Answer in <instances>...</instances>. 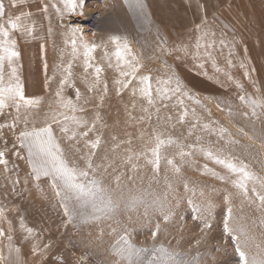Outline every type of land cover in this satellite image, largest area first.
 Returning a JSON list of instances; mask_svg holds the SVG:
<instances>
[{
  "label": "rangeland",
  "instance_id": "1",
  "mask_svg": "<svg viewBox=\"0 0 264 264\" xmlns=\"http://www.w3.org/2000/svg\"><path fill=\"white\" fill-rule=\"evenodd\" d=\"M2 2L4 20L31 13L22 23L35 29L31 36L11 32L19 56L5 61L4 84L14 81L15 67L25 97L39 104L21 105L18 113L9 102L0 113V151L8 161L0 164V264H127L113 251L124 236L150 250L139 260L133 257L134 264H147L160 246L192 264L197 256L199 264H264V204L256 194H264V0H143V11L125 0H77L75 12L64 0ZM94 12L103 17L90 31L87 20ZM203 32L215 34L211 58L203 49L197 55ZM112 37L128 44V59L135 57L140 66L127 88L116 83L131 78L120 76L129 69L122 61L118 67ZM84 44L97 45L92 63L102 68L99 81L94 68L85 71ZM69 65L70 84L61 89L62 68ZM143 75L152 78V104L139 93ZM170 78L179 79L181 93L162 99L156 81ZM58 91L87 121L75 137L51 120L55 114L62 121L60 113L66 112ZM242 95L258 101L255 116ZM46 122L69 167L88 172L80 182H98L102 211L89 200L77 204L82 215L69 222L52 178L36 179L18 137ZM97 138L100 144L92 149ZM159 138L175 143L161 146ZM216 156L246 165L257 178L249 181L247 196L236 184L239 176L216 163ZM226 223L244 229L239 247L238 233L226 231Z\"/></svg>",
  "mask_w": 264,
  "mask_h": 264
},
{
  "label": "snow or ice",
  "instance_id": "2",
  "mask_svg": "<svg viewBox=\"0 0 264 264\" xmlns=\"http://www.w3.org/2000/svg\"><path fill=\"white\" fill-rule=\"evenodd\" d=\"M17 2H24V0H13V5ZM125 3L129 5L131 8H135L139 11H143L145 5L143 0H125ZM65 7L70 12H75L78 7L77 0H64ZM44 11H47L45 7ZM59 11V10H58ZM31 13H22L21 15H17L15 18H9L4 20L5 17V6L2 0H0V113H2L7 107H9V102L12 106H15L17 112L19 113L21 105L25 106H34L39 104V100L35 98H26L24 94L23 85L19 81V77L16 75L17 69L15 67L12 68V76L15 77L14 81H10L7 85L4 84L3 70L5 61L11 64L14 60H16L19 56V52L16 50V41L11 38V32L16 30H23L28 35H32L34 32V26L28 27L27 25L22 23V20L25 17H30ZM76 30H73V34H75ZM159 34V33H158ZM214 33L209 34L207 32H203L200 39L196 42L197 55L199 56L200 50L203 49V54L206 57L211 58L212 52L210 49L215 48L216 40L214 38ZM113 42L117 44V50L115 52L116 59L119 62H123V65L129 69L128 71H120V76L123 78L130 77L131 79H120L117 80L116 83L121 86V88H127L132 80H135L136 73L139 69V65L137 63H133L135 57L132 60L128 59V53H130V48L127 43L123 45L120 44L119 37H112ZM201 40L205 41V43L201 44ZM221 47H225L226 43L223 39L219 41ZM71 45L73 48V52L75 54L77 50V42L73 38L71 39ZM97 45L92 44L89 46L88 44H84V63H85V71L88 69L94 68V76L95 80L99 81L100 74L102 72V68L99 66H94L92 63L93 56L92 53L95 51ZM231 64V60L228 61ZM46 67V65H45ZM201 68L204 67L203 64L200 65ZM220 71L219 68L216 69ZM62 71L66 73L64 78L61 80V89L65 85L70 84V77L72 75L71 65L68 66L67 69H63ZM175 83V87H171V85ZM139 93L141 96L147 98L149 104H152L153 98V84L152 78L147 75L140 76L139 78ZM95 84L92 85L94 87ZM242 89V85H238ZM155 91L160 95L162 99L169 98L170 94L174 95L177 93H181V84L179 79H175L173 81L172 78L168 80H157ZM57 97L60 98L61 107L66 110V112L60 113L63 117L62 121L57 120L56 115L54 114L51 117L53 122L61 123V131L64 133H72V137H75L76 129L79 127H87V121L81 119L75 113L78 111L76 103H74L71 99H65L61 92L56 93ZM80 91L76 90V98L77 101L80 99ZM241 101H246V103L253 109L252 115H256V108L259 107V103L257 100L248 98L246 100L245 96H240ZM182 102V101H181ZM199 103V101H197ZM68 112L72 113L71 115ZM187 115V112H185ZM183 119V117H181ZM9 127H15V123L9 125ZM95 128V125L92 126ZM205 128L208 125H204ZM91 130V129H90ZM221 135H223L224 130H220ZM83 135L87 136V132L83 133ZM18 142L22 148L27 149L29 162L32 165V171L35 174L36 179H40L41 175L50 176L52 178V184L57 189V195L61 198V203L63 204V211L65 215H67L69 222H72L74 219L78 218L79 215H82L77 210V204L81 207L84 206L89 200L92 201V208L95 211H102L100 207H98V182L95 179L90 180L88 183L80 182L81 178H87L88 172L80 170L76 167H69L67 161L64 159L62 150L60 145L57 143L56 138L53 134V129L50 123L46 122V126L40 128H25V130L20 132L18 137ZM159 143L161 146L164 144L175 143V141L169 139L167 141L159 138ZM100 139L97 138L95 142L91 144V148L95 149L99 146ZM200 151L205 153L210 159L214 158L213 153L210 149H206L201 147ZM156 157V163L158 166L159 162V152L158 150L153 153ZM181 155H189V153L182 152ZM5 152L0 151V164H7L8 161L4 158ZM216 163L223 165L228 168L232 173L237 174L239 179L236 181L237 186L243 191V194L247 196L249 188V181H255V178L248 170L247 166L244 164H237L230 160L222 159L219 156L215 157ZM88 167L91 168L92 164L89 163ZM259 182V181H257ZM260 186L264 188V182H259ZM253 192H256V188H252ZM259 200L262 204H264V194L256 193ZM75 213V215H74ZM229 220L232 219L231 210H229ZM167 214L164 216L167 218ZM92 218V217H91ZM226 231H234L237 232V247H239V239L240 235H245V231L242 227H234L228 223L225 224ZM26 231L31 234L32 229L28 228ZM158 231V228H157ZM3 233L0 232V235ZM156 233H153L155 237ZM113 251L116 255H118L121 260L127 261V264H134L133 257H136L138 260L143 257L145 253H148L150 250L148 248H136L127 236L122 237V239L117 243V245L113 248ZM152 251L153 259H149L147 264H153L154 259H160L163 261V264H192V260L189 259H180L182 254H178L169 249L160 246L159 248H154ZM241 257L244 256V253H240ZM195 260V264H199V256L192 258Z\"/></svg>",
  "mask_w": 264,
  "mask_h": 264
},
{
  "label": "built area",
  "instance_id": "3",
  "mask_svg": "<svg viewBox=\"0 0 264 264\" xmlns=\"http://www.w3.org/2000/svg\"><path fill=\"white\" fill-rule=\"evenodd\" d=\"M102 20V14L101 12H94L92 14V16L89 17L88 19V24H87V28L88 30L90 31H95L98 26H99V23L101 22Z\"/></svg>",
  "mask_w": 264,
  "mask_h": 264
},
{
  "label": "bare ground",
  "instance_id": "4",
  "mask_svg": "<svg viewBox=\"0 0 264 264\" xmlns=\"http://www.w3.org/2000/svg\"><path fill=\"white\" fill-rule=\"evenodd\" d=\"M177 4H179V3H177ZM181 9V8H180ZM102 14V13H101ZM90 16H92V14L90 15ZM89 16V17H90ZM102 17H103V14H102ZM87 20V19H86ZM185 20V19H184ZM187 20V19H186ZM87 22H88V20H87ZM187 22V21H186ZM189 22V21H188ZM75 24V23H74ZM189 29V28H188ZM260 168V167H259ZM259 170V169H258ZM260 171V170H259Z\"/></svg>",
  "mask_w": 264,
  "mask_h": 264
}]
</instances>
